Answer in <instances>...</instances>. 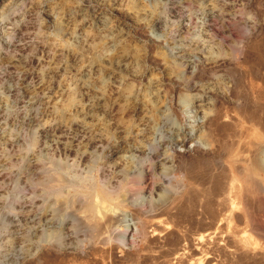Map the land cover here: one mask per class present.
<instances>
[{
	"label": "rangeland",
	"instance_id": "rangeland-1",
	"mask_svg": "<svg viewBox=\"0 0 264 264\" xmlns=\"http://www.w3.org/2000/svg\"><path fill=\"white\" fill-rule=\"evenodd\" d=\"M201 262L264 264V0H0V264Z\"/></svg>",
	"mask_w": 264,
	"mask_h": 264
},
{
	"label": "bare ground",
	"instance_id": "bare-ground-1",
	"mask_svg": "<svg viewBox=\"0 0 264 264\" xmlns=\"http://www.w3.org/2000/svg\"><path fill=\"white\" fill-rule=\"evenodd\" d=\"M218 115V114H217ZM235 142V141H234ZM232 149V148H231ZM249 170V169H248ZM61 180V179H60ZM62 184V183H61ZM237 190H238V186L237 185H233L232 186V192H233V198H236V195H237ZM87 194V193H86ZM93 194V193H92ZM232 195V194H231ZM90 196H91V193H90ZM87 198H88V196H87ZM81 199V198H80ZM99 200H100V198H99ZM102 200V199H101ZM177 200V199H176ZM175 200V201H176ZM84 203H86V202H84ZM102 203V202H101ZM231 203H235L234 202V199H232L231 200ZM176 204V203H175ZM97 205L98 204H96V200L94 199V198H91V199H88V201H87V203H86V212L88 213V216L89 217H93L95 214V212H94V210H95V208H97ZM106 205V204H105ZM100 207V206H99ZM105 207V206H104ZM169 207V206H168ZM99 209V208H98ZM168 209V208H167ZM95 217V216H94ZM100 231V230H99ZM208 233V232H207ZM201 234L200 236H199V238H198V241L199 242H202L204 239H206L208 236H209V234ZM176 258H178L179 259V256H176ZM207 260V259H206ZM207 262V261H206ZM205 262V263H206ZM200 263V262H199ZM201 264H202V262H201Z\"/></svg>",
	"mask_w": 264,
	"mask_h": 264
}]
</instances>
